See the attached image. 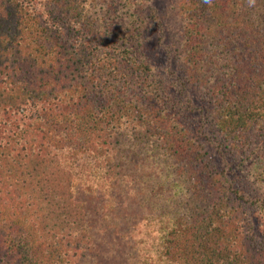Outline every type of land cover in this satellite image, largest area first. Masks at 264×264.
I'll list each match as a JSON object with an SVG mask.
<instances>
[{
  "label": "trees",
  "instance_id": "trees-1",
  "mask_svg": "<svg viewBox=\"0 0 264 264\" xmlns=\"http://www.w3.org/2000/svg\"><path fill=\"white\" fill-rule=\"evenodd\" d=\"M175 9L237 177L176 117L151 0H0V264H264V0Z\"/></svg>",
  "mask_w": 264,
  "mask_h": 264
},
{
  "label": "rangeland",
  "instance_id": "rangeland-1",
  "mask_svg": "<svg viewBox=\"0 0 264 264\" xmlns=\"http://www.w3.org/2000/svg\"><path fill=\"white\" fill-rule=\"evenodd\" d=\"M151 2L155 13V20L153 21V30L148 31L146 34L148 38V53L150 62L160 70L161 76L168 78L169 82H177L178 84L172 90L175 92L177 102H183L186 110H179L176 117L187 128V131L193 138H196L201 144L205 145L204 151L207 154L206 157L211 158V161L214 162L217 167L216 171L221 172L223 169H227V173L232 178L237 177L240 174L238 172L240 171L238 169L240 158L236 157L230 150H218L217 148L219 143L221 144L222 137L211 122L213 110L209 101L210 96L206 95V90L202 86L185 83L186 75H184L183 64L180 62L179 57H177V48L182 44L180 40L184 28L180 21L182 16H178L175 9L177 0H151ZM172 72L179 76V79ZM180 79L184 81L185 85L180 84ZM236 182H238L237 179ZM213 183L209 179H206L205 189L203 190L204 194H208ZM242 186L244 185L240 186L241 189ZM218 194L221 195V192L217 193V197L213 196L211 202L220 203ZM79 197L88 199L87 196L83 195ZM247 201L250 202L248 199ZM250 204L251 202L245 204L247 209L252 208ZM93 208L94 205L90 204L91 211ZM198 214H204L203 210L200 209ZM113 216L116 215L113 213ZM251 216L255 228L258 227L259 232L264 230V215L255 211ZM142 224L146 223L142 222ZM184 228V224L179 222L178 229ZM138 235H140V231L137 230ZM94 240L96 262L102 263L104 261L103 253L110 252V239L103 234L98 237L97 235L94 236Z\"/></svg>",
  "mask_w": 264,
  "mask_h": 264
}]
</instances>
